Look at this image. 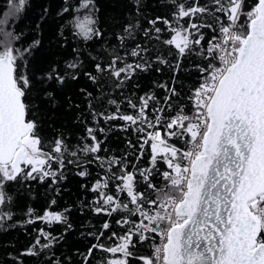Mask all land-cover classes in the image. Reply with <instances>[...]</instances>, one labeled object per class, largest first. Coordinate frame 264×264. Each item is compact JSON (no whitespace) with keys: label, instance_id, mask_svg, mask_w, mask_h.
Listing matches in <instances>:
<instances>
[{"label":"snow or ice","instance_id":"1","mask_svg":"<svg viewBox=\"0 0 264 264\" xmlns=\"http://www.w3.org/2000/svg\"><path fill=\"white\" fill-rule=\"evenodd\" d=\"M171 3L175 7L173 20L156 17L149 21L151 27L144 34L152 32L154 38L160 40L162 29L156 25L162 22L167 26L171 35L163 43L177 50V70L179 58L189 53L194 52L206 62L203 66L197 65L201 83L189 97L194 112L188 115L184 107L179 106L173 115L165 116V108L155 103L149 107L156 101L151 94L140 97L139 103L128 100L135 115L121 112L114 99L107 101L116 106L114 112L107 115L94 112L93 119L97 123L99 118L121 120L126 122L121 126L125 131L134 126V131L140 134L137 160L144 156L147 147L150 167L136 169L133 165L130 170L128 163L120 158L107 160L108 175L91 189L97 193L94 212L109 217L117 212L126 213L115 221L125 231L123 234L111 232L107 239L113 241L112 245L99 242L111 228L109 222L105 221L98 233H90L97 243L89 248L85 264L94 250L115 257L105 264H129V258L134 256L130 251L135 247L133 237L143 242L150 239V234H154L153 239L158 236L160 243L153 245L151 256L136 257L142 264H264V0H205L204 3L171 0ZM24 4L25 0H12L5 19L0 20V32L7 17L22 11ZM94 6V0H81L76 9L90 10L75 22L78 34L85 40L101 35L91 16ZM131 28V25L125 28L129 35ZM204 29L212 33L207 39ZM3 35L5 43L0 48V206L8 199L4 191L7 182L18 179L42 182L50 178L55 183L67 164L83 167L80 165L82 155H91L102 167L105 161L98 155L102 141L95 135L96 131L104 132L103 128L88 127L87 139L91 143L83 147L70 150L64 139L58 137L49 151L44 150L36 134V122L27 119L25 96L30 81L19 71L18 64L24 52L11 46L12 40L18 37L10 32ZM118 39L123 42L124 37ZM145 52L146 48L137 45L125 55L142 58ZM157 59L168 63L160 57ZM67 67L75 70L79 64L70 63ZM147 67V63H128L116 54L107 64L96 63V74L85 75L94 84L111 78L120 88L138 70H147ZM49 78H53L51 74ZM55 78L58 83L64 82L59 74ZM72 78L76 76L72 74ZM168 92L165 103L171 110L168 102L178 93L174 87ZM173 138L181 141L182 146L169 143ZM129 145L136 147L131 141ZM158 163L165 166L164 170L157 168ZM114 167L119 174L113 171ZM154 174H159L164 183H154ZM79 175L85 176L87 171L81 170ZM110 181H115V195L106 191ZM141 181L145 191L138 189ZM119 194L126 195L127 202H122ZM67 211L46 210L44 215L30 218L27 223L40 220L48 224H67ZM31 213L29 209L30 216ZM5 219H11V214H0V221ZM40 237L47 243L41 244ZM55 239L51 233L40 229L32 248L24 254L35 255L33 249L37 245L48 248Z\"/></svg>","mask_w":264,"mask_h":264},{"label":"trees","instance_id":"2","mask_svg":"<svg viewBox=\"0 0 264 264\" xmlns=\"http://www.w3.org/2000/svg\"><path fill=\"white\" fill-rule=\"evenodd\" d=\"M80 3L81 0H25L22 11L15 16H8L7 23L2 25L0 48L5 43L3 33L10 32L13 37H18L12 40L11 46L24 52L18 64L19 71L30 81L25 96L27 118L36 122V134L44 150L49 151L52 142L58 137L64 139L70 150L83 147L91 143L87 139L88 127L103 128L104 132L96 131L95 135L102 141V150L98 155L105 158L104 166L91 155H82L80 165L83 167L67 164L62 177L55 183L50 178L42 182L39 179H18L5 183L4 191L8 199L5 205L0 206V214L10 213L11 219L0 221V264H85L89 248L97 243L95 236L90 233H98L103 223L109 222L111 228L105 231L99 242L112 245L113 241L107 239L111 232L123 234L125 231L115 221L126 213L117 212L109 217L94 212L97 193L91 189L98 180L102 181L108 175V159L120 158L128 163L130 170L133 165L136 169H145L150 167V150L146 147L144 156L137 160L140 134L134 131V126L125 131L121 128L126 123L124 121L99 118L97 123L93 119L94 112L107 115L115 111L116 106L109 104L108 100H116L121 112L135 115V111L128 106V100L139 103L140 97L151 94L156 97V101L150 103L149 107L155 103L165 108V116L173 115L179 106H183L188 115L194 112L189 97L201 83L197 65L203 66L206 62L194 52L189 53L179 58L177 70V50L163 43L171 35L167 26L162 22L157 23L156 27L162 29L160 40H156L152 32L147 36L144 34L151 27L149 21L156 17L173 20L175 7L171 0H94L91 16L101 35L89 40L83 39L75 27L77 17L83 19L90 13L89 9L76 11ZM11 4L12 0H0V20L5 19ZM65 8L69 11H64ZM181 23L187 26L185 21ZM129 25L132 26L131 35L125 32ZM203 31L206 39L212 34L207 29ZM120 36L124 37L123 42L118 39ZM137 45L147 49V52L142 53V58L125 55ZM25 49L28 51L25 52ZM116 54L124 57L128 63H147V70H138L120 88L111 78L102 84H94L89 80L85 73L96 74L95 64H107ZM158 57L168 63H160ZM70 63H78L79 67L68 69ZM50 74L53 77L51 79ZM56 74L64 77L63 83L57 82ZM72 74L76 76L75 79ZM173 87L178 95L168 102L172 105L171 110H168L165 100L169 95L168 89ZM129 141L136 147H131ZM169 143L182 146V142L174 138ZM53 167L57 166L54 164ZM157 168L164 170L165 166L158 163ZM81 170H86L87 175H79ZM113 171L119 174L117 168L114 167ZM153 171L155 173V169ZM137 179L139 181V177ZM152 179L158 185L164 183L159 174H154ZM114 185L115 181L109 182L106 190L108 194H117ZM138 189L145 191L142 181ZM119 196L122 202H127L126 195ZM53 200L55 204L51 203ZM29 209L32 210L31 216ZM65 209L68 210L65 212L67 224L71 228L67 224H48L40 220L27 223L30 218L44 215L46 210L64 212ZM40 229L51 233L55 241L48 248L37 245L33 249L35 255H25L35 243ZM153 236L150 234V239L143 242H137V238L133 237L135 247L130 248V251L134 256L129 258V264H142L136 257L152 255L153 245L160 243V238L155 236L153 239ZM40 239L41 244L47 243L43 237ZM111 258L115 257L94 250L87 264H105Z\"/></svg>","mask_w":264,"mask_h":264},{"label":"water","instance_id":"3","mask_svg":"<svg viewBox=\"0 0 264 264\" xmlns=\"http://www.w3.org/2000/svg\"><path fill=\"white\" fill-rule=\"evenodd\" d=\"M28 119V118H27Z\"/></svg>","mask_w":264,"mask_h":264}]
</instances>
